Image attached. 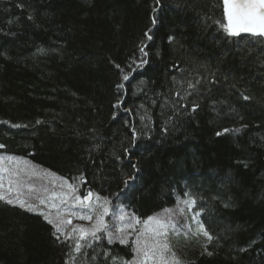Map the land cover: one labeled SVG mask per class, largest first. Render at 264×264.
I'll list each match as a JSON object with an SVG mask.
<instances>
[{
    "label": "trees",
    "instance_id": "trees-1",
    "mask_svg": "<svg viewBox=\"0 0 264 264\" xmlns=\"http://www.w3.org/2000/svg\"><path fill=\"white\" fill-rule=\"evenodd\" d=\"M222 19V0H0V153L138 220L187 223L195 200L213 239L178 236L182 264H264V37ZM105 230L74 251L0 200V264H128Z\"/></svg>",
    "mask_w": 264,
    "mask_h": 264
},
{
    "label": "rangeland",
    "instance_id": "rangeland-1",
    "mask_svg": "<svg viewBox=\"0 0 264 264\" xmlns=\"http://www.w3.org/2000/svg\"><path fill=\"white\" fill-rule=\"evenodd\" d=\"M0 157L5 158V163L2 165L5 169H10L11 171L17 172L18 175L12 177L8 171L2 173L3 179V187L0 188V194L5 195L9 199L14 200V204H18L16 200H24L26 205L32 204L36 207V211L45 215H49V219L57 220V209L51 208V203H56L60 205V212L65 220L70 219L71 224H64L61 226V232H58L60 236L65 238V236L69 233H72L71 243L72 250L75 251L77 242L81 245L83 242H87L88 240L94 239L95 237L90 234L86 236L84 240H80L79 232L73 233V228H83L87 230L89 233L93 230L94 225L96 223V217L102 212V208L99 207V204H102L105 196L94 195L92 199L93 210H89L86 208H82L79 205H74V198L76 196L83 197L86 195L89 190L82 188V184L79 185L76 180H68L65 177H62L54 172L41 168L40 166L34 164L30 160L22 157L16 156H8L0 153ZM8 158L12 159V163H7ZM14 180L15 183L12 184V187L15 188L13 192H9V181ZM68 185H74L76 188V192H71ZM31 189V190H30ZM52 194H56L57 198L54 200H49V197ZM95 196H99L101 199L99 202L96 201ZM40 199H44L46 201L45 204L40 203ZM66 199V203L61 204V200ZM191 199L182 200L181 205L178 209V214L184 212L187 209V213L190 215V221L187 223H176L173 222V219H176V215L167 214V213H158L153 216V218L159 217L169 223V229L167 237H155L154 238V230L156 229L155 221H149L148 218L142 221L141 223H136L135 221L138 219H133L127 212L124 210H120L114 205L110 204L108 201L107 207L109 209L108 214L104 216V221L106 217L108 218V222L105 221V225L107 227V231H111V235L122 234L121 236L126 239V241L133 242V247L135 248V241L138 239L142 242H145L146 245L150 246L155 242V239H159L161 242H166L170 246L169 252L165 255L169 259L170 264H174L172 257L174 255L175 259L179 261V264H182L181 255L176 249V239L178 236L183 237L185 239L189 238L192 235L191 230H195L196 224L193 223L192 220V211L189 210L186 201ZM19 205V204H18ZM27 209V207H24ZM192 209V208H191ZM119 214L117 220L115 215ZM125 216L123 221L120 220L121 215ZM83 215H91L93 217L92 220L79 219L78 216ZM173 216V217H172ZM114 217V218H113ZM173 218V219H172ZM178 218V217H177ZM116 220L115 224H112ZM111 221V222H110ZM54 225V224H53ZM131 225V227H129ZM183 227V228H182ZM106 229V228H105ZM101 230L96 233V237L100 236V234L105 233L106 230ZM118 229H123V231H119ZM185 230V232H184ZM63 233V234H62ZM185 234V235H184ZM202 235V234H201ZM203 236V235H202ZM191 240V239H190ZM143 257L137 256L136 252H133L132 259L128 262V264H137V260H141ZM145 264H157L155 259H148Z\"/></svg>",
    "mask_w": 264,
    "mask_h": 264
},
{
    "label": "snow or ice",
    "instance_id": "snow-or-ice-1",
    "mask_svg": "<svg viewBox=\"0 0 264 264\" xmlns=\"http://www.w3.org/2000/svg\"><path fill=\"white\" fill-rule=\"evenodd\" d=\"M159 0H157V3ZM223 3V19L219 21L221 27L223 30L230 36H239L241 33H248L252 36H257V37H264V0H222ZM226 21V23H225ZM153 23H155V20H153ZM151 30L149 29V32ZM149 32H145V37L147 39H151L152 37L149 35ZM171 40L172 38L169 37ZM141 53H144V49H140ZM146 55V53H145ZM142 63H146V61H142L141 64L137 65V67H140ZM116 67L119 69L120 66L116 65ZM122 71V70H121ZM122 79L124 81H127L129 79V74H124L122 76ZM191 86V85H190ZM117 89H122L124 88L123 83H119L116 85ZM247 99V97H245ZM195 110V109H193ZM39 123V121H38ZM225 132H228L229 129H224ZM235 131H239V129H236ZM217 135H221V133H217ZM4 147L3 145H0V148ZM127 151V149H125ZM5 163V158L0 157V181H2L3 176L2 173L8 171L12 177H15L18 175L17 172L11 171L10 169H5L2 167V165ZM7 163L11 164L12 159L8 158ZM133 168H136V165H132ZM14 180L9 181V192H13L15 190L14 187H12V184H14ZM126 186H127V182ZM3 187V183L0 182V188ZM70 188L71 192L75 193L76 188L74 185H68ZM31 190V189H30ZM94 193L89 191L86 195L83 197L81 196H76L74 198V205H79L82 208L89 209L90 211L93 210V204H92V199L94 197ZM185 196H189V193H184ZM57 196L56 194H52V196L49 197V200H54L56 199ZM95 199L97 202L100 201L99 196H95ZM0 200H5L8 204L14 203L13 199L7 198L5 195L0 194ZM16 203L19 204L20 207H27V210L29 211H36V207L32 204H27L25 203L24 200H16ZM66 199L61 200V204L66 203ZM41 204H45L46 201L44 199H40ZM191 210V208L195 205V200H189L185 202ZM108 201L105 198L102 204H99L98 206L101 207L103 210L102 212L96 217V223L94 225L93 230L89 233L87 230L83 228H73V233L79 232L80 240H84L87 235H91L93 237H96V233L104 230L106 228L105 221H104V216L108 214V207H107ZM51 208L57 209V220H52L49 219V215H45V219L48 220V223L54 224L56 228V232H61V226L64 224H71V220H65L62 216V213L60 212V205L56 203H51L50 204ZM200 215V213H196L193 217V223H195L197 226L195 230H191L192 235L198 236V235H203L209 242L212 241L213 237L209 234V232L206 230L205 226L203 223H201L197 217ZM77 218L79 219H86V220H92L93 217L91 215H83V216H78ZM125 219V216L122 214L120 216V220L123 221ZM135 220V218L133 217ZM149 221L154 220L156 224V229L154 230V238L155 237H167L168 234V229H169V223L162 218L156 217H149ZM136 223H141L142 221L136 220ZM131 227V225H129ZM119 231H123V229H118ZM63 234V233H62ZM72 238V233H69L65 236V239H71ZM119 242L121 244L127 243L126 239L123 237L119 238ZM135 243V248L134 251L136 252L137 256L143 257L141 260H137V264H145V262L148 259H155L157 261V264H170L169 259L166 257V253L169 252L170 246L166 242H161L159 239H155V242L151 244L150 246L146 245L145 242H142L141 240H137L134 242ZM82 245H80L78 242L76 244V251H79ZM208 255H211L210 252L207 253ZM172 260L174 264H179V261L175 259L174 255L172 257Z\"/></svg>",
    "mask_w": 264,
    "mask_h": 264
},
{
    "label": "water",
    "instance_id": "water-1",
    "mask_svg": "<svg viewBox=\"0 0 264 264\" xmlns=\"http://www.w3.org/2000/svg\"><path fill=\"white\" fill-rule=\"evenodd\" d=\"M242 34H247V33H242Z\"/></svg>",
    "mask_w": 264,
    "mask_h": 264
}]
</instances>
